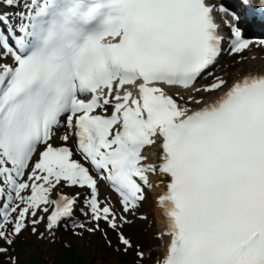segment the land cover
<instances>
[{
    "label": "snow or ice",
    "instance_id": "6c2138e0",
    "mask_svg": "<svg viewBox=\"0 0 264 264\" xmlns=\"http://www.w3.org/2000/svg\"><path fill=\"white\" fill-rule=\"evenodd\" d=\"M2 6L19 9L0 12V255L8 264H19L10 249L28 230L54 242L62 225L80 236L104 232L101 222L117 251L135 250L144 264L123 229L160 185L166 227L154 264H264V74L229 83L209 71L226 43L229 54L252 44L239 12L215 0ZM239 7L249 21L264 20L254 0ZM205 76L211 81L197 86ZM101 181L115 203L100 198Z\"/></svg>",
    "mask_w": 264,
    "mask_h": 264
},
{
    "label": "rangeland",
    "instance_id": "374dc122",
    "mask_svg": "<svg viewBox=\"0 0 264 264\" xmlns=\"http://www.w3.org/2000/svg\"><path fill=\"white\" fill-rule=\"evenodd\" d=\"M237 70H240L241 68L246 69H259V66L263 64V62L256 63V62H250L249 58L247 61H240ZM231 74H234L231 73ZM61 239L58 241L54 240V242H45L40 241L39 246L41 247V257L44 258V260L47 262V264H56L57 257H56V248L60 244L67 246L69 244H72L73 246L78 247H84L86 248L87 252L84 256V261L81 264H117V256L113 254L109 249L102 250L101 244L99 243V240L96 237L91 238H84L80 236H73V235H67V233L61 234ZM31 244H28L26 247L23 248V250L19 253L20 257L27 256L30 252ZM112 253L113 255H111Z\"/></svg>",
    "mask_w": 264,
    "mask_h": 264
},
{
    "label": "bare ground",
    "instance_id": "6f19581e",
    "mask_svg": "<svg viewBox=\"0 0 264 264\" xmlns=\"http://www.w3.org/2000/svg\"><path fill=\"white\" fill-rule=\"evenodd\" d=\"M150 151H153V149L152 150H149V152ZM163 189H164V186L163 185L158 186L154 191L152 190V194H153L152 195V201L149 202V198L146 200V202H147L146 205L148 204V206L150 208V209H147V213L149 215H153L154 216V218L156 220L155 221V224H156V226L158 228L164 226V221H163V219L161 217V213H160V207H159V205L157 203L158 195L163 192ZM113 203H115V202L113 201ZM158 250L161 252V249L160 248H158Z\"/></svg>",
    "mask_w": 264,
    "mask_h": 264
}]
</instances>
